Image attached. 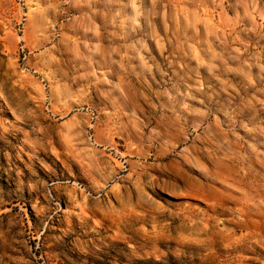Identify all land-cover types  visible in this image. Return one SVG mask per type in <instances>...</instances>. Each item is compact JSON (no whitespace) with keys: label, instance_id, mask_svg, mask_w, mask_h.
I'll list each match as a JSON object with an SVG mask.
<instances>
[{"label":"rangeland","instance_id":"rangeland-1","mask_svg":"<svg viewBox=\"0 0 264 264\" xmlns=\"http://www.w3.org/2000/svg\"><path fill=\"white\" fill-rule=\"evenodd\" d=\"M0 264H264V0H0Z\"/></svg>","mask_w":264,"mask_h":264}]
</instances>
